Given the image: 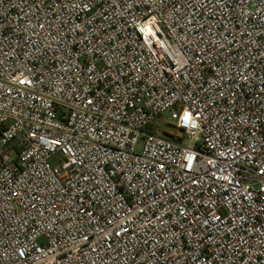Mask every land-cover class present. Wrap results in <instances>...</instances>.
Listing matches in <instances>:
<instances>
[{"label":"built area","instance_id":"built-area-1","mask_svg":"<svg viewBox=\"0 0 264 264\" xmlns=\"http://www.w3.org/2000/svg\"><path fill=\"white\" fill-rule=\"evenodd\" d=\"M0 264H264V0H0Z\"/></svg>","mask_w":264,"mask_h":264},{"label":"rangeland","instance_id":"rangeland-1","mask_svg":"<svg viewBox=\"0 0 264 264\" xmlns=\"http://www.w3.org/2000/svg\"><path fill=\"white\" fill-rule=\"evenodd\" d=\"M168 119V114L164 115L163 118H160L158 120V124L161 126V128L166 131L167 133H172V134H178L179 131L177 129H175L170 123H168L167 120Z\"/></svg>","mask_w":264,"mask_h":264}]
</instances>
